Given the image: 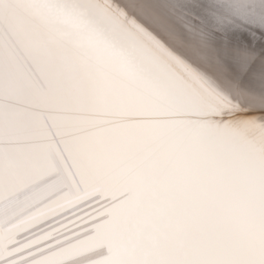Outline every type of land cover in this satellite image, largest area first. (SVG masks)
Returning a JSON list of instances; mask_svg holds the SVG:
<instances>
[{
	"label": "bare ground",
	"instance_id": "bare-ground-1",
	"mask_svg": "<svg viewBox=\"0 0 264 264\" xmlns=\"http://www.w3.org/2000/svg\"><path fill=\"white\" fill-rule=\"evenodd\" d=\"M175 9L0 0V264H264V63L221 49L248 16L216 48Z\"/></svg>",
	"mask_w": 264,
	"mask_h": 264
},
{
	"label": "rangeland",
	"instance_id": "rangeland-1",
	"mask_svg": "<svg viewBox=\"0 0 264 264\" xmlns=\"http://www.w3.org/2000/svg\"><path fill=\"white\" fill-rule=\"evenodd\" d=\"M173 1H174L175 3H174ZM181 1H182L181 4H182V5L184 4L183 6L180 4ZM217 1H218V2H217ZM229 1H230V2H229ZM236 1H238V2L236 3ZM245 1H246V0H245ZM254 1H255V2H251V3L248 5V9H249V10L243 13L242 10L239 11V9L237 8L238 6L241 7L240 0H233V1L228 0V3H227V0H212V1H211V0H206V1H205V0H203V1H202V0H194V2H195L194 4H192L193 0H190V2H189V0H180V1H179V0H171V2H172V6L174 7V9L176 8V9H175V12L177 11V13H178L179 11H181V12L178 13V14L181 15V16H182L183 14H185V15H184L185 17L182 16V17L184 18V20H186L185 22H186L187 24H188V22H189V24L192 23L193 26H192L191 24H190V25L188 24V25H189V28H191V29H195V30H196V29H198V28H196V27H200V28H201V27L203 26L201 30H200V28H199V31L202 32V30H204L205 33H204V32H202V33L206 35V36L204 35L205 38H208V39H209V37H211V38L214 37V38H215V37H216L215 35L217 34L216 32H219L220 34L224 35V33L222 32V30H218V29H217V31H216V30H213V29H216V28L221 29V28H222V26H220L221 28L216 26V25L219 26V24H217L216 21H217V20H218V21L221 20V19H222L223 17H225L226 15H227V16L225 17L226 19L224 18L223 20L219 21V22H221L220 24L223 23V24H222L223 27H224V26L226 27V29L223 30V31L226 32V35H224V36H227V32H228V30H229V29H228V26H231V27H230V30L232 29V30H231V31H232V35L230 34L231 32H230V33L228 32V33H229L228 35H229V36L231 35V36H233V37H235L234 34H233V33H234V30L237 31L238 29H239V30L241 29V31H243L244 29H243L242 27H244V26H245L244 28H246V26H247V28L249 27V29L246 28V29H247V32H248L249 35H253V36H251V37H253V39H254L255 41L251 40V37H250V39H249L250 41H248V43H247V41L244 42V43H247V44H248V47L250 46V43H251V44H252V46H250L251 51H252V52H255V53L257 52V55H258V56H257L255 53H251V54H250V53H249V52H250V51H249L250 49L248 50V47H247V50H248V51L246 50V48H244L245 46H247V44H244L243 42H240L239 40L236 41V42H238V43H242V44L239 45V44H237L236 42H235V43H236V44H235V43H234V40H236L235 38H234V39H231V40H232V41H231L230 39L228 40L229 36H227V37H228L227 40L229 41V42L227 41V43H226L225 39H224V41H222V38H221V41H222V42H225V44H226V45L224 44V46H223L222 43H220V42H221V41L219 40L220 37H218V38L216 37L217 39H213V41H214V43H215L214 46H215L216 48H221V47H217V46H219L220 44H222V48H221V49H223V51H226V48H225V47L228 46V47H227V49H228V50H227V51H228L227 53L230 54V53L232 52L233 55H234V54L237 55L238 53H239L240 55L242 54L241 57H240V59H242L243 62H244V60L247 61V63L250 62L248 65H245L246 67H250L251 64H253V66H255V64H257V62H259V64H260L261 62L264 63V60H263L264 58H262V57H264V55H263V54H264V49H263L264 46H263V47L260 46V43L262 44V41H263V45H264V40H263V39H264V36H263V35H264V34H263V32H264V31H263V30H264V16H263V15H264V0H258V1L254 0ZM196 2H198V3H196ZM220 2H221V3H220ZM222 2H223V3H222ZM190 3H191L192 5H194V6H192ZM219 3H220V4H219ZM224 3H225V4H224ZM230 3H231V4H230ZM255 3H256V4L258 3V5H260V7H262V8H261L262 11H261L260 13H257V12H256V10H257V8H258V5H255ZM189 4H190V7H189ZM199 4H200V5H199ZM201 4H202V5H201ZM206 4H207V5H206ZM209 4H212V7H211ZM213 4H214V5H213ZM217 4H218V5H217ZM229 4H230V5H229ZM205 5H206V7H205ZM208 5H209V6H208ZM221 5H222V6H221ZM224 5H225V6H224ZM179 6L182 7V10H183V11H184V10H185V11L183 12ZM199 6H200V7H199ZM203 6H204V7H203ZM215 6H216L217 8H216ZM229 6H230V7H229ZM178 7H179V8H178ZM183 7H184V8H183ZM191 7H192V9H191ZM196 7H197V8H196ZM201 7L203 8V10H202ZM214 7H215V8H214ZM218 7H219V9H218ZM233 7H234V9H233ZM199 8H200V11H198ZM204 8H205V10H204ZM208 8H209V9H208ZM227 8H229V9H227ZM179 9H180V10H179ZM193 9H194V10H193ZM207 9H208V12H207L206 14H204V12H206ZM210 9H211V10H210ZM215 9L220 10V11H215ZM221 9H222V10H221ZM237 9H238V10H237ZM188 10H191V11H190L191 13H190ZM254 10H255V11H254ZM186 11H187V13H186ZM194 11H195V14H193V16H192V13H193ZM203 11H204V12H203ZM210 11H213L214 13H213V12H210ZM221 11H223L224 15H223V13H222ZM226 11H227V12H226ZM230 11H231V13H230ZM182 12H183V13H182ZM199 12H201V13H199ZM202 12H203V13H202ZM209 12H210L213 16H212ZM233 12H234V13H233ZM238 12H240V14H239ZM241 12H242V13H241ZM254 12H256V13H254ZM208 13H209V14H208ZM217 13H218V15H219L220 17H218ZM221 13H222V15H220ZM226 13H227V14H226ZM232 13L234 14V18H232V16H233ZM237 13H238V14H237ZM190 14H191L192 17L190 16ZM215 14H216V15H215ZM230 14H231V15H230ZM236 14L239 15V16H238V17L235 16ZM243 14L246 15V16H245V20L242 19V18H244V15H243ZM255 14H256V15H255ZM195 15H196V16H195ZM187 16H188L189 18H188ZM201 16H202V18H201ZM247 16H248V17H247ZM254 16H256L257 18H256V17L254 18ZM186 17L189 19V21H188V19H187ZM193 17H195L194 20H193ZM197 17H198V18H197ZM207 17H208V18H207ZM213 17H215V18H213ZM227 17H229V18H231V19H227ZM239 17H240V19H239ZM246 17L248 18L247 23H246ZM249 17H250V19H249ZM190 18H191L195 23H194L193 21H191ZM196 18H197V19H196ZM205 18H206V20H205ZM212 18H213V19H212ZM217 18H218V19H217ZM220 18H221V19H220ZM235 18L237 19V20H236L237 22L235 21ZM198 19H199L200 21H198ZM211 19H212V20H211ZM232 19H234V21H232ZM238 19H239V20H238ZM255 19H256L257 24H256V22L254 23ZM204 20H205V21H204ZM213 20H214V22L212 23ZM228 20H229V21H228ZM251 20H252V21H251ZM190 21H191V22H190ZM225 21H227V22H225ZM239 21H240V22H239ZM219 22H218V23H219ZM224 22H225L226 25H224ZM231 22H236V23H235L236 25H238V22H239V23L242 22L240 25H242V24L245 22V23L248 24V25H246V24L244 23L245 25L243 24L244 26H240V28L237 26L238 28H237V30H236V28H234V23H231ZM215 23H216V24H215ZM227 23H228V24H227ZM201 24H203V25H201ZM205 24H206V26L208 25V26H207L208 28H206ZM230 24H231V25H230ZM200 25H201V26H200ZM211 25H212L213 28H211ZM249 25H253V26L256 25V27H258V28H255V27H254V28H255L256 30L258 29L257 31H259L260 29H262V31L260 30L261 32L259 31L260 34H262L261 37H260V35H259L258 33H256L257 31H255V30H254V31H255V34H252V30H253L254 28H253V27L251 28V26H249ZM258 25H259V26H258ZM204 26H205V28H204ZM215 26H216V28H214ZM225 27H224V28H225ZM232 27H233V28H232ZM235 27H236V26H235ZM209 28H211L210 30H212V31H214V32L216 31V32H215L216 34L213 35L214 33H211L212 31H210V33H209V32L206 33L207 31H209ZM250 28H251V29H250ZM206 29H207V31H206ZM233 29H234V30H233ZM239 30H238V31H239ZM250 30H251V31H250ZM254 31H253V32H254ZM221 32H222V33H221ZM249 32H250V33H249ZM219 33H218V34H219ZM211 34H212L213 36H212ZM220 34H219V35H220ZM256 34H257L258 37H256ZM207 35H209V37H207ZM246 35H247V34H246ZM249 35H248V36H249ZM217 36H218V35H217ZM224 36H222V37H224ZM233 37H231V38H233ZM211 38H210V39H211ZM236 38H238V37H236ZM255 38H257V39H255ZM260 38H261L262 41H260ZM208 39H207V40H208ZM210 39H209V40H210ZM216 40H218V41H216ZM213 41L210 40V42H213ZM230 41H231V42H230ZM252 42H253L254 44H253ZM255 42H256V43H255ZM257 42H258V44H257ZM228 43H229V44L231 43L230 45H235V46L238 45L239 47H240V46H241V47L238 48V47H235V46H234V47H235V48H234V47L232 46V48H231L230 45H229ZM216 44H217V45H216ZM227 44H228V45H227ZM243 44H244V45H243ZM255 44H256V45H255ZM242 45H243L244 47H242ZM253 45H254V47H253ZM257 46L260 48V50H258V49H259V48H258V49H257L258 51H254L253 49H254L255 47L257 48ZM261 47H262V48H261ZM236 48H238V50H237ZM243 48H244V51H243ZM221 49H219V50H221ZM230 49H231L232 51H229ZM239 49H240V50H239ZM221 51H222V50H221ZM235 51L238 52V53L236 54ZM241 51H242V53H241ZM246 51L248 52L247 55H249V54H250V55H253V56H252L253 58H252L250 55L247 56V55L245 54ZM262 51H263V52H262ZM258 52H259V53H258ZM225 53H226V52H225ZM260 53H261V54H260ZM262 53H263V54H262ZM239 54H238V55H239ZM243 54H244V55H243ZM259 54L262 55L260 58H261V60H263V61H260V58H259L260 55H259ZM235 55H234V56H235ZM238 55H237V56H238ZM237 56H235V57H237ZM243 56H246L245 58L251 59V61L245 59ZM254 56H255V57H254ZM256 56H257L258 59L256 58ZM238 57H239V56H238ZM243 58H244V59H243ZM254 59H256L257 61H255ZM258 60H259V61H258ZM252 61H253V63H252ZM254 61H255V62H254ZM247 63L245 62L244 64H247ZM263 65H264V64H263ZM242 66L244 67V68L242 67V69H244V70L246 69L245 72H244L245 74H249V73H250L249 71H252L254 68H258V65H256V67H254V68H253V66H251L250 68H246L244 65H242ZM259 66H260V65H259ZM260 67H262V66H260ZM251 68H253V69H251ZM263 68H264V66L261 68L262 71H264ZM247 69H249V71H248ZM258 70H259V72H261L260 69H258ZM246 71H247V73H246ZM245 74H244V75H245ZM262 76H263V75H262Z\"/></svg>",
	"mask_w": 264,
	"mask_h": 264
}]
</instances>
